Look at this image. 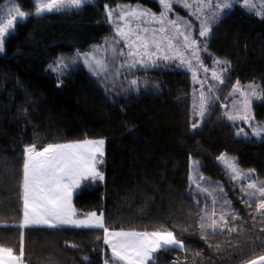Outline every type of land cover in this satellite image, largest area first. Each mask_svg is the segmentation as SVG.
<instances>
[{
	"label": "trees",
	"instance_id": "1",
	"mask_svg": "<svg viewBox=\"0 0 264 264\" xmlns=\"http://www.w3.org/2000/svg\"><path fill=\"white\" fill-rule=\"evenodd\" d=\"M4 0H0V5ZM33 10L32 0H15ZM108 0H105L107 2ZM157 11L150 0H116ZM103 4L85 5L17 23L0 56V246L23 264H103L112 261L103 229L21 227L25 148L103 139L101 182L84 181L72 199L77 219L104 214L110 231H171L184 248L160 250L154 264H246L264 255V210L260 198L243 195L218 164L226 153L240 169L264 180V137L248 142L215 104L192 130V88L187 73L156 71L155 92L114 99L84 71L61 80L49 69L62 55L86 51L108 34ZM207 48L226 61V87L251 83L264 92V13L233 8L211 29ZM264 120V99L252 104ZM224 188L233 213L222 231H203V204L193 193L189 161ZM110 259V260H109Z\"/></svg>",
	"mask_w": 264,
	"mask_h": 264
},
{
	"label": "rangeland",
	"instance_id": "2",
	"mask_svg": "<svg viewBox=\"0 0 264 264\" xmlns=\"http://www.w3.org/2000/svg\"><path fill=\"white\" fill-rule=\"evenodd\" d=\"M150 1L154 2L157 5V11L148 9L147 7H143L138 4L116 2V0H108L107 2H105V0H90V2L85 3L83 6L97 5L98 3L103 4L104 17L106 21L105 23L108 26V34L103 37L99 43L92 45L86 51L73 52L72 54L59 56L49 67L51 72L59 79V83H61V80L67 77L70 73L80 69L87 75H89L96 83H98L107 93V95H110V97L114 99H120L127 94L136 93L137 91L155 92L157 90V86L150 79V75L153 72L160 70L182 71L188 74L191 83V117L192 124L193 122H196L199 125L196 129L201 126L203 119L205 118L211 107L215 104H218L224 111V119L232 125L236 138L243 139L248 142L260 141L264 137V131H261V135L258 137L254 134V130H264V120H255L252 112V104L259 101V99L253 97L251 107L248 112L245 113L243 109L245 96L241 95V91L245 93H251L252 87L249 86H253V84L239 83L240 91L234 92L233 86L237 84L236 81L229 88H227L225 79L227 77L228 67L224 63H215V61L223 60L216 58L215 56L212 57L207 48V44L211 36V31L210 34L206 37H201L199 34L201 29V19L211 15L212 11H215V8H205L203 9V11L198 13L197 7L199 6L200 0H187V3L191 5V7H184L183 2H177L173 4V9L168 13L167 19L164 20L163 23H160L158 22V18L162 10L161 4L159 3V0ZM218 2H221V0H213V4ZM250 2L254 5V7H245L243 0H233V7L227 10V14L230 13L233 8H239L253 16L262 17L264 13V0H250ZM32 5L34 7L33 10H22L15 0H4L0 5V22H4L8 18H10L11 15H15L14 12L10 11L15 7H19L26 13H33V15H29L28 17H41L43 15L56 13V11H45L42 15L37 16L34 14L36 6L35 0H32ZM131 9L148 11L151 14L155 15L157 17V20H153L151 15L141 16L138 18L129 15L125 16L124 19L121 20V15L123 13L129 12ZM71 10L74 9L65 11ZM109 12L112 13L111 20L109 18ZM26 19L21 20L18 23H23ZM168 20L177 21L180 26L179 31L185 32L186 34L190 35L192 39L197 41L195 48L199 50V61H197V59L192 55L193 49L184 48L183 36L179 35L177 29L170 25L168 23ZM213 26L214 25L211 26V29ZM162 27L165 29L164 32L160 31ZM119 28L124 29L126 37H122L118 34ZM14 30L12 31V33L14 32ZM8 36L4 40V50L0 52V56H3L5 54V42ZM137 37H139V39H137ZM166 37L171 38L173 48L170 49L168 47V39H166ZM145 43L147 44L146 49L144 47ZM157 44H159L160 46L159 50L157 48ZM177 49L183 53L186 60L191 62L192 69L196 72V80L200 82L206 81V83L202 84L200 82L194 81L193 71L189 70L187 65H181L179 58L168 60L163 59L164 55L172 57ZM129 52L138 54L129 55ZM153 53H155V55H153ZM86 57L88 59L87 63H85ZM61 61L63 62L62 64L60 63ZM97 61H99L100 63L97 64ZM137 61H139V63H137ZM201 64L203 65V67H200ZM205 68H207L208 71H204ZM225 69L227 70L225 71ZM213 71L223 75V83L216 79H213ZM133 80L137 81V84L135 86L131 85V81ZM209 89H211V92H209ZM257 91L259 92L258 89ZM201 92H204L211 100V103L208 105L207 112L202 119L197 114ZM194 103L197 105V108L195 110ZM226 113L233 116H244L247 114L249 119L247 122H245L243 119L229 120ZM192 124V130H196L193 129ZM241 129H243V132H241ZM86 140L97 141L101 139ZM82 141H75L70 143ZM103 150L105 152V143L103 146ZM220 157H223V159H220ZM220 157L218 158V164L225 169L234 184L239 187L241 193L253 200L257 198L261 199L262 197L259 196L256 189H250L248 188V185L255 184L258 188L264 187V180H260L253 171L240 169L237 165V160L235 157H232L226 153L221 154ZM103 158L104 155L101 158L102 161ZM229 162L234 163L236 171H233L228 167ZM98 165L99 164H97V168ZM237 173H239V175H237ZM188 180L193 193H195L197 199L199 201L201 200V203L203 204L199 219L200 229L203 231L224 230L226 227L227 217L233 213L231 201L225 194L224 188H222L220 184L204 177L200 173V164L194 160L189 161ZM78 191L79 189L74 190L72 199L74 195L78 193ZM213 213H215V215H213ZM99 214L100 213H97V215ZM222 215L224 216L223 220L220 219ZM86 216H83L79 219H84ZM21 218L22 225L24 218L23 206ZM73 219L77 218L74 216ZM212 220H216L219 225V227H217L215 230L208 227V225L211 224ZM201 224H204L205 227L201 228ZM38 226L46 227L47 224H38ZM56 227L71 229H100L75 227L72 225H58ZM104 245L106 246L109 252V257L112 260V262L106 260L104 264H106V262L107 264H124V262L114 261L111 248L105 243ZM175 248L181 249L179 247Z\"/></svg>",
	"mask_w": 264,
	"mask_h": 264
},
{
	"label": "snow or ice",
	"instance_id": "3",
	"mask_svg": "<svg viewBox=\"0 0 264 264\" xmlns=\"http://www.w3.org/2000/svg\"><path fill=\"white\" fill-rule=\"evenodd\" d=\"M90 0H35V15L40 16L45 11L47 12H60L70 9H79ZM183 2L184 7H191L187 0H159L161 4V12L158 22L163 23L167 19L168 13L172 11L173 4ZM244 6L248 8L254 7L250 0H243ZM215 8L211 15L201 19L200 36L206 37L210 34L211 26L219 22L226 14L227 10L233 7V0H221V2L213 4V0H200L197 12L203 9ZM15 13L11 15L4 22H0V52H2L5 38L12 33L14 26L21 20L26 19L33 13H26L19 7L10 10ZM141 17L152 16L153 20L157 17L148 11L131 9L129 12L123 13L120 17L121 20L125 16ZM112 13L109 12L111 20ZM168 23L177 29L179 35L184 38V48L193 49L192 55L199 61L198 49L195 48L197 41L192 39L190 35L185 32L179 31V24L177 21L168 20ZM147 31V30H145ZM161 32L165 29L162 27ZM118 34L126 37L123 28L118 29ZM139 39V37H137ZM168 39V47L173 48L171 38ZM145 49L147 44H144ZM159 50L160 46L157 44ZM138 53L129 52V55ZM155 55V53H153ZM179 58L181 65H187L189 70L193 71V80H196V72L192 69L191 62L184 58L182 52L178 49L172 57L164 55L163 59ZM88 62L87 57L85 63ZM63 63L62 61L60 62ZM100 62L97 61V64ZM139 63V61H137ZM217 64L226 61H215ZM134 66V65H133ZM200 67H203L201 64ZM227 69H225L226 71ZM204 71H208L207 68ZM213 79L223 83L224 77L222 74L212 72ZM200 83H206L200 82ZM137 81H131V85L135 86ZM252 87L251 93L241 91V95L245 96L243 102V109L245 113L251 107L252 98L264 99V92H258L257 87ZM233 91H240L239 82L233 86ZM211 92V89H209ZM211 103L210 98L204 93H200L198 104V115L201 119L205 116L208 105ZM197 105L194 103V110ZM229 120L243 119L248 121V115L233 116L226 113ZM199 125L193 122L192 127L196 129ZM261 131L254 130L256 136L261 135ZM243 132V129H241ZM104 140H85L82 142L68 143V144H50L44 147L42 151H37L35 147L25 148V161L23 166V224L21 227L29 225L47 224L50 227L58 225H72L75 227L86 228H100L104 231V243L109 245L112 251L113 260L116 262H124V264H154V254L160 250H167L170 248H184V242L176 238L171 231H153V232H124V231H110L104 224V214L92 212L88 213L84 219H73L76 215V210L72 206V196L74 190H78L83 186L84 181H103L104 175L98 170L97 164L102 163L104 155ZM223 159V157H220ZM228 167L236 171L233 162L228 163ZM239 175V173H237ZM235 178V177H234ZM191 179V177H190ZM202 179V177H201ZM248 188L256 189L259 196L264 198V187H257L255 184H249ZM259 209H264V199H261L258 205ZM215 215V213H213ZM221 220L224 219L222 215ZM205 225L201 224V228ZM208 227L215 230L219 227L216 220H212ZM23 233H21V248L19 255L14 253V250L9 247L0 246V264H23ZM259 261H264V257H260ZM107 264V262H106ZM250 264H258L257 260L250 261Z\"/></svg>",
	"mask_w": 264,
	"mask_h": 264
},
{
	"label": "water",
	"instance_id": "4",
	"mask_svg": "<svg viewBox=\"0 0 264 264\" xmlns=\"http://www.w3.org/2000/svg\"><path fill=\"white\" fill-rule=\"evenodd\" d=\"M261 257H264V255L261 256ZM259 258H260V257L254 259V260H257V261H258V264H264V261H259ZM246 264H250V261H249L248 263H246Z\"/></svg>",
	"mask_w": 264,
	"mask_h": 264
},
{
	"label": "crops",
	"instance_id": "5",
	"mask_svg": "<svg viewBox=\"0 0 264 264\" xmlns=\"http://www.w3.org/2000/svg\"><path fill=\"white\" fill-rule=\"evenodd\" d=\"M28 227H42V226H38V225H29L27 227H22V228H28ZM46 227H50L49 225H47ZM112 262V261H111ZM104 264V263H103Z\"/></svg>",
	"mask_w": 264,
	"mask_h": 264
}]
</instances>
